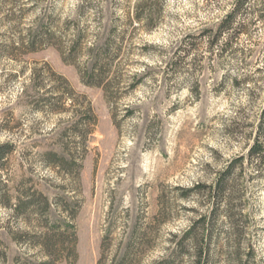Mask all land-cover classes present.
<instances>
[{"label": "rangeland", "instance_id": "rangeland-1", "mask_svg": "<svg viewBox=\"0 0 264 264\" xmlns=\"http://www.w3.org/2000/svg\"><path fill=\"white\" fill-rule=\"evenodd\" d=\"M81 1L15 0L17 18L7 24L0 17L1 40L16 39L42 23L64 45L74 28L83 31V48L95 33L103 41L112 31L117 52L106 96L81 81L78 68L85 54L73 63L63 61L53 46L17 60L0 54V143L15 146L1 178L10 194L36 191L28 220L12 217L0 205V252L5 253L0 264H13L15 257L45 261L39 243L45 234L58 233L74 236L75 247L69 258L57 253L56 264H97L103 245L102 264H109L134 228L148 241L139 264H150L167 252L170 233L184 229L194 215L195 197L185 191L196 181L210 182L251 143L264 98V21L255 17L264 0L251 1L246 30L225 49L228 37L210 45L207 35L232 0H157L160 17L150 30L145 21L127 18L135 0H84L88 7L79 15ZM1 4L6 13L9 5ZM171 56L176 62L167 67ZM34 68L45 89L39 93L61 86L50 71L73 89L72 98L57 105L59 112L35 108ZM88 102L95 122L83 114ZM82 129L90 130L85 139L73 135ZM48 150L64 154L72 173L44 163L42 152ZM242 189L241 264H264V171L255 177L246 168ZM228 229L223 222L221 249L212 247V264H233ZM248 241L253 252L246 258Z\"/></svg>", "mask_w": 264, "mask_h": 264}, {"label": "trees", "instance_id": "trees-1", "mask_svg": "<svg viewBox=\"0 0 264 264\" xmlns=\"http://www.w3.org/2000/svg\"><path fill=\"white\" fill-rule=\"evenodd\" d=\"M156 1L135 0L130 12H127V18L130 21H145L147 28L149 30L152 29L160 17L159 8L155 5ZM251 1L232 0L230 8L221 18L215 31L211 35L210 33L207 35L208 38H211L210 45L216 44L220 37H228L223 46V49H225L230 46L233 37L246 30L244 18L254 11H248L251 8ZM1 2L2 4H8L9 8L6 13H3L1 11L2 7H0V17H5L4 21L10 24L11 21L17 18L13 11L17 4L15 0H0V4ZM87 7L84 4V0L81 1L78 8L79 15L84 14ZM98 14L103 18L105 15L104 10H99ZM255 17L264 21L263 2L257 6ZM112 35V31L108 32L103 41H101L102 37L97 32L93 35L90 44L83 48L82 44L86 35L83 31L74 28L71 39L67 45H64L61 37H57L51 27L48 28L42 23H38L36 30L29 29L27 34L20 35L16 39H0V54L17 60L18 57L24 54L36 52L46 46H53L59 51L63 61L72 63L79 55L85 54L82 66L78 68L79 77L87 85L100 87L106 96L111 81L109 72L117 55V52L113 53L112 51ZM83 49L85 50L84 53ZM174 59L175 57L171 56L166 66L172 67V64L176 62ZM50 72L51 76H55V79L58 78L57 80H60L61 86L56 91H54L55 88L50 87L44 94L43 92L39 93L44 89V86L38 68H34L33 73H31V81H33V89L35 91L32 97H35L34 102L37 103L35 105L37 110L47 108L50 111L59 112L60 109L57 105L63 104L64 100H70L73 89L63 76L55 74L53 71ZM133 77H137V74L135 73ZM133 84L135 83H132L131 86ZM83 114L85 117L90 116L95 122L89 102L84 107ZM89 133V129H82L81 131H74L73 135L85 139ZM14 149L15 146L12 142L5 141L0 143V205L9 208L12 217H19L25 221L26 219L28 220V213L34 209L36 191L31 188L16 189L15 193L10 194L6 183L1 178L3 168ZM42 156L44 163L61 169L65 173H72L64 154L48 150L42 152ZM246 168H249L255 177L262 175L264 171V98L262 105L258 109L251 134V143L246 153L238 154L228 159L220 169L215 171V175L210 182L196 181L192 187L185 191L186 195L190 194L195 197L197 207L192 208L194 215L189 219L188 225L184 229L170 233V243L167 247V252L150 264H182L184 260H189L190 264H212L214 257V249L212 247L217 245L216 247L221 249L219 237L225 221L229 223L228 235L233 248L230 255L231 261L233 264H241V244L239 239L244 231V226L240 223L243 216L241 211V200L243 198L242 176ZM201 205L204 208H201ZM45 206H48V204H45ZM146 239L147 237L143 231L140 232L137 228H134L130 239L125 244L118 246L109 264H139L141 255L147 248L148 241ZM39 245L46 253L47 259L37 264H56V260L59 257L57 253L66 254L67 256L73 254L75 237L59 233L45 234L43 241ZM101 249V257L97 264H102L106 247L103 245ZM252 252L253 245L248 241L246 242L245 257L249 258ZM0 257L5 259V253L0 252ZM13 264L33 263L20 262L15 257ZM69 264H73V261L69 262Z\"/></svg>", "mask_w": 264, "mask_h": 264}]
</instances>
